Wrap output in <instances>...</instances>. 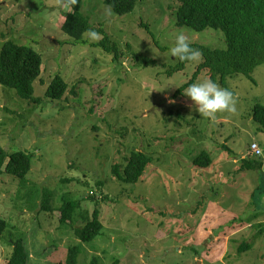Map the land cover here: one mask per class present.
<instances>
[{
	"label": "rangeland",
	"instance_id": "obj_1",
	"mask_svg": "<svg viewBox=\"0 0 264 264\" xmlns=\"http://www.w3.org/2000/svg\"><path fill=\"white\" fill-rule=\"evenodd\" d=\"M104 1L84 0L82 13L118 44L117 60L99 46L101 33L90 43L87 34L76 40L61 30L72 12L61 0H0V51L12 41L43 59L34 85L40 102L0 85V146L33 157L24 186L0 175V218L7 222L0 264L19 241L27 264H67L76 247L78 264H264V130L253 116L264 106V65L252 79L227 77L234 112L200 116L188 97L174 95L203 59L169 75L179 62L169 49L182 31L190 43L225 50L223 31L179 27L175 0H137L124 15ZM58 74L69 90L52 100L46 92ZM210 77L203 72L196 82ZM203 151L212 162L200 167L194 159ZM132 152L150 164L141 181L125 184L112 168L123 170ZM243 159L262 166L246 170ZM65 202L78 205L63 224ZM95 210L103 230L85 243L75 231Z\"/></svg>",
	"mask_w": 264,
	"mask_h": 264
},
{
	"label": "trees",
	"instance_id": "obj_2",
	"mask_svg": "<svg viewBox=\"0 0 264 264\" xmlns=\"http://www.w3.org/2000/svg\"><path fill=\"white\" fill-rule=\"evenodd\" d=\"M61 1L72 8V12L65 14L61 30L69 37L81 40L87 34L88 29H94L102 35L99 46L107 53L113 54L117 60L120 53L118 44L111 40L105 29H96L90 25L89 19L82 13L84 0H77L74 5H70L68 0ZM175 1L180 4L177 10L179 27L190 28L196 32H203L207 29L222 30L227 49H211L204 45L190 43L192 47L201 51L203 60L192 79L180 87L174 97L182 95L184 89L196 82L203 72H208L213 82H221L222 86L227 88L226 79L228 76L241 74L252 79L254 70L260 65H264V0ZM104 2L116 15L130 13L137 5V0H105ZM128 47L130 48V46ZM133 58L138 62H144L146 65L155 63L154 60L142 55L133 54ZM190 63L178 62L175 67L169 70L168 74L172 75L177 71L184 70ZM42 64V56L31 47L20 46L12 41H7L0 51V85L17 90L22 99L31 103H38L41 99L34 96V85L42 74ZM68 90V83L62 75L58 74L52 80L46 95L52 100H61ZM253 116L254 121L264 130V106L256 105ZM252 144L249 145V150H251ZM254 156L257 155L254 153ZM242 161H244L246 170L257 169L260 165L262 166V163L250 159H243ZM211 162V157L204 151L194 159V163L200 167L209 166ZM32 164V155L25 152L8 155L0 146V175L5 173L19 178L24 186L25 179L31 172ZM149 164L150 158L148 156L141 152H132L127 158L123 170L119 164H116L112 170L118 181L134 184L142 180ZM28 194L31 195L30 192ZM46 199L48 198L46 197ZM77 205V203L65 202L59 210L61 223L64 224L72 220ZM6 229L7 222L0 218V238ZM102 230L100 212L95 210L93 218L89 219L83 228L77 229L75 234L82 241L88 243L98 238ZM14 245V251L6 264H27L28 253L24 242L19 241ZM77 248L71 249L67 257V264H78L79 249ZM245 248L247 249L248 246L242 247V249Z\"/></svg>",
	"mask_w": 264,
	"mask_h": 264
},
{
	"label": "clouds",
	"instance_id": "obj_3",
	"mask_svg": "<svg viewBox=\"0 0 264 264\" xmlns=\"http://www.w3.org/2000/svg\"><path fill=\"white\" fill-rule=\"evenodd\" d=\"M70 5L76 4L77 0H68ZM89 42H95L100 38V34L94 29L87 30ZM171 55L179 62H194L202 58L199 49L191 46L185 34L181 31L175 36V43L169 49ZM183 94L191 101L190 108H194L200 116L215 118L219 112H234L235 101L233 93L227 88L220 87L211 79L194 82L184 89ZM169 103L175 101L168 99Z\"/></svg>",
	"mask_w": 264,
	"mask_h": 264
},
{
	"label": "built area",
	"instance_id": "obj_4",
	"mask_svg": "<svg viewBox=\"0 0 264 264\" xmlns=\"http://www.w3.org/2000/svg\"><path fill=\"white\" fill-rule=\"evenodd\" d=\"M251 152L255 153L257 156L262 155V150L257 144H253L251 147Z\"/></svg>",
	"mask_w": 264,
	"mask_h": 264
}]
</instances>
